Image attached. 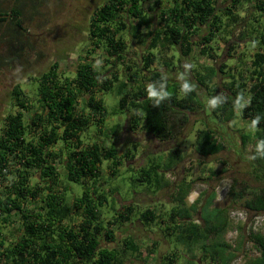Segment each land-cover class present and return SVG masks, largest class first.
<instances>
[{"label": "trees", "instance_id": "16d2710c", "mask_svg": "<svg viewBox=\"0 0 264 264\" xmlns=\"http://www.w3.org/2000/svg\"><path fill=\"white\" fill-rule=\"evenodd\" d=\"M27 1L33 10L45 2ZM148 1L161 6L156 14L159 19L156 26L149 14L150 8L144 5ZM161 1L105 0L95 9L88 23V39L93 47L102 46L106 51L105 68L99 70L91 59L78 64L73 76H67L59 72V62L54 61L46 71L28 78L30 91L19 84L13 87L11 95L16 109L5 116L0 131V264H121L117 245H122L127 255L135 258L154 253L155 242L143 254L130 234L120 240L117 238L113 223L106 225L100 218L102 207H110L108 198L113 191L107 194L86 185L85 180L98 181L104 160L109 177H114L123 160L134 156L132 150L136 149V142L118 153L117 125L104 134L109 115H129L131 130H142L158 141H168L175 135L176 128L186 122V112L200 107L198 93L190 82L169 80L159 68L152 67L157 60L153 50L177 46L187 55L192 35L198 27L205 26L206 33L198 42L202 45L201 53L205 54L215 32L224 23L217 14L215 0H163L160 5ZM238 1L231 0V6ZM255 8L264 14V0H258ZM222 11L225 16L236 18L229 7ZM8 19L13 27L4 42L17 47L18 54L24 51L27 32L22 26L19 6L8 11L0 9V23ZM124 32L131 41L146 45V53L140 55L137 62L131 60L132 63L127 64ZM243 37L244 33L240 35ZM258 38L260 50L253 53L250 79L241 76L236 80L233 76L226 84V94L215 99L210 111L215 121L223 123L232 120L239 110L243 118L254 124V132L242 135V142L245 144L253 137L256 176L264 182V27ZM207 45L208 48L203 47ZM162 63L170 64L168 60ZM118 64H126L130 70L123 79L118 75ZM221 67H205L195 78L196 82L210 92L209 83ZM154 88L161 90L152 94ZM109 91L118 95L117 108L111 112L98 97ZM31 93H34L35 104ZM91 126L97 134L106 135L107 147L99 140L83 141L82 135ZM195 137V152L200 156H211L224 149L210 127L197 130ZM57 141H61L63 147L55 148ZM159 158L141 167L135 178L153 191L169 186L165 173L183 160V153L173 149ZM57 164L63 165L65 180L80 186V193L71 205L66 203L68 187L59 185ZM191 186V181L185 179L176 184L172 196L174 205L167 217L151 208L137 214L129 204L111 207L116 229L120 230L136 213L145 227L157 221L162 223L163 237L173 242L169 243L175 249L160 257L158 264H229L241 249L242 241L233 246L225 238L230 225L227 209L212 206L214 192L200 205V196L187 205L185 198ZM230 194L234 201L244 198L242 190L234 189ZM244 206L256 214H264V186L244 198ZM74 211H79L80 221L73 225L65 219L73 220ZM194 214L197 217L194 218ZM15 222L18 224L15 236L9 232L11 238H8L4 231ZM250 238L258 254L248 257L246 264H264V235L252 233ZM179 246L184 252L177 250ZM179 257H183L184 262L177 263Z\"/></svg>", "mask_w": 264, "mask_h": 264}, {"label": "rangeland", "instance_id": "374dc122", "mask_svg": "<svg viewBox=\"0 0 264 264\" xmlns=\"http://www.w3.org/2000/svg\"><path fill=\"white\" fill-rule=\"evenodd\" d=\"M105 0H45L37 5L34 10L27 0H0V9L8 11L12 7L19 6L22 12V26L26 29V35L23 41L24 51L16 53L18 48L4 42L9 35L11 20L0 23V131L3 121L8 112L15 111L11 91L13 87L19 84L26 91L32 88L30 76H37L46 71L54 62H59V72L67 76H73L78 64L92 59L94 65L101 70L106 67V51L99 47H93L92 42L88 39V23L93 16L95 9ZM163 1V0H162ZM160 2V5L163 2ZM167 1V0H166ZM258 0H240L232 7L231 0H215L217 14L224 25L220 30L215 32V37L210 42L209 51L201 53L202 45H199L202 35L205 32V26H200L192 35V46L187 55L183 54L178 48L164 46L153 50L157 60L152 67H157L169 80L176 82L188 81L192 84L200 101V107L193 111L186 112L187 120L181 127L176 128L175 135L165 141H158L152 135L142 130H131L128 116L109 115L106 119L103 131L109 133L111 127L116 126L117 132L115 145L118 153L131 148L132 143L136 142V149L132 150L133 158L123 160L118 168V174L109 177L106 168L107 161L104 160L101 165V176L96 183L91 180H85V184L91 187H97L104 190L107 194L113 191L108 198L110 207L104 205L100 211V218L107 225L113 223L117 238L120 240L126 234H130L135 242L139 245L143 254L155 242L154 253L149 256L135 258L131 254L127 255L122 245L116 246L119 252L118 261L121 264H158L160 257L174 248L169 243L160 230L162 223L158 221L145 227L138 220L140 211L151 208L156 213L168 216L174 205L173 194L176 190V184L185 179L191 181V191L185 198L187 205L191 204L200 196L199 205L204 201L210 192L215 193L213 201L214 207H225L228 212L230 225L226 233V240L235 246L241 240L240 250L229 264H246L248 257L257 256L258 251L253 245V233L264 235V214H256L247 210L244 206V198L249 197L253 190L264 186L261 178L256 176V166L253 162V150L256 143L253 137L243 144L242 135L254 132V124L243 118L241 112L236 110V116L227 122H217L212 117L210 109L218 96L226 94V84L235 76L239 80L241 76L249 80L252 74L251 60L253 53L260 50L259 35L264 27V14L255 8ZM150 8V16L154 26L157 25L159 5L151 1L144 4ZM166 5V4H165ZM229 7L232 9V16H225L223 9ZM228 22V23H227ZM227 23V24H226ZM142 32H145L143 29ZM242 33L245 37L240 38ZM125 39V52L127 53L128 62L131 60L137 62L140 55L146 53V45L131 41L127 33H123ZM204 48L207 46H203ZM14 48V49H13ZM16 55V56H15ZM164 60L169 61L168 66L162 65ZM126 64H118L116 67L120 78L129 75L130 70L125 67ZM222 66V67H221ZM155 67V68H156ZM205 67L219 68L212 82L209 83L211 91L202 88L195 80L199 73L204 72ZM139 82H142V80ZM171 82V81H170ZM149 84V83H148ZM159 88H154L151 93L156 94ZM35 104L34 93L30 95ZM105 103L107 99H115L116 103L106 108L111 112L117 108L118 95L115 91L98 94ZM35 110V109H34ZM180 116V114L178 115ZM210 127L215 130L218 139L224 145V149L211 156H200L195 152V134L197 130ZM99 137V138H97ZM83 141L90 143L93 140L103 142L107 147L109 141L106 135L97 134L91 126L82 135ZM62 146L61 141L55 143V148ZM173 149H179L183 153V160L165 176L170 180L166 188L153 191L146 185L140 184L135 178L138 176V170L146 167L150 162L159 160L160 156L165 157L167 152ZM62 155V153H61ZM64 154L62 155V157ZM130 168V169H129ZM60 175V187L67 186L66 191L67 204L71 205L73 199L79 195L80 186L65 180L64 167L57 164ZM129 169V170H128ZM224 169V171H221ZM213 170V172H212ZM34 174L37 176V172ZM34 180L31 179V183ZM242 190L244 198H238L236 201L230 194L232 190ZM108 197V196H107ZM113 197L111 203L110 198ZM132 205L136 216L130 222L125 223L122 228L116 229V218L111 207ZM71 218L65 219L70 224L80 221L79 211H74ZM194 218L197 217L195 214ZM138 217V218H137ZM73 222V223H72ZM17 222L9 226L5 232H11L15 236L14 229ZM7 238V239H8ZM110 245V244H109ZM182 250L181 246L177 250ZM184 262L183 257H179L177 263Z\"/></svg>", "mask_w": 264, "mask_h": 264}, {"label": "clouds", "instance_id": "9594fccd", "mask_svg": "<svg viewBox=\"0 0 264 264\" xmlns=\"http://www.w3.org/2000/svg\"><path fill=\"white\" fill-rule=\"evenodd\" d=\"M105 103L107 106L111 107L112 105H114L116 103L115 99H107L105 100Z\"/></svg>", "mask_w": 264, "mask_h": 264}]
</instances>
